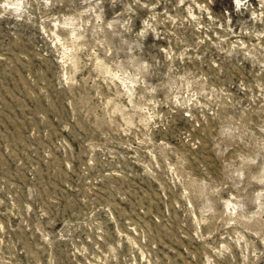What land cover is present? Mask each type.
Segmentation results:
<instances>
[{
    "label": "rangeland",
    "instance_id": "obj_1",
    "mask_svg": "<svg viewBox=\"0 0 264 264\" xmlns=\"http://www.w3.org/2000/svg\"><path fill=\"white\" fill-rule=\"evenodd\" d=\"M0 264H264V0H0Z\"/></svg>",
    "mask_w": 264,
    "mask_h": 264
}]
</instances>
